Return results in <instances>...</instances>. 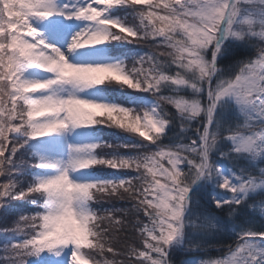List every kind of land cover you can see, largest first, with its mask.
I'll return each instance as SVG.
<instances>
[{
    "label": "snow or ice",
    "instance_id": "snow-or-ice-1",
    "mask_svg": "<svg viewBox=\"0 0 264 264\" xmlns=\"http://www.w3.org/2000/svg\"><path fill=\"white\" fill-rule=\"evenodd\" d=\"M53 17L49 28L61 39V21L82 22L66 47L39 28ZM112 41L150 50L95 63L67 58ZM101 85L146 92L152 102L131 107L83 95ZM94 125L140 143L72 139ZM172 128L177 138L165 143ZM47 138L63 142L25 151ZM117 148L137 151H105ZM260 165L264 0H0V264H174L171 253L188 230H223L221 215L264 218ZM100 167L131 174L77 178ZM200 180L226 193L211 197L215 210L190 195ZM117 198L132 208L100 207ZM126 224L134 229L130 245L117 239ZM221 247V256L195 264H264V231L250 225Z\"/></svg>",
    "mask_w": 264,
    "mask_h": 264
},
{
    "label": "trees",
    "instance_id": "trees-1",
    "mask_svg": "<svg viewBox=\"0 0 264 264\" xmlns=\"http://www.w3.org/2000/svg\"><path fill=\"white\" fill-rule=\"evenodd\" d=\"M227 42L228 41L226 40L225 43ZM122 44H126V43L115 41L114 46L110 44L111 50L114 51L116 54H118V56L120 57H124V56L131 57L132 55L140 54L142 52H146L150 50L149 45L126 44L127 48H125V47H121ZM247 51L251 52L254 50L247 49ZM220 67L226 68L227 63L221 60ZM100 88L106 90L104 85H101ZM141 94L142 93H140V95ZM114 99L116 100V102H121V103L125 102V98L121 97L118 94L117 95L114 94ZM144 100L145 99L142 96L140 98V102ZM217 114L219 115V110ZM195 126H196V122L193 121L192 127L187 130L188 135L195 134L194 133ZM177 131H178L177 128H172L171 130H169L168 137L164 138V142L165 143L173 142L177 138L175 136V133ZM92 132L95 137L97 136V140L103 139L104 141L113 145L140 143V140L137 137H135L133 134L124 132L116 128H109L105 125L92 126ZM224 147H226V145L221 144V148ZM25 151L26 152L30 151V148L26 149ZM105 151L107 152L117 151L119 154L127 156L134 154V152L137 150L132 148H117V149H107ZM260 167H264V165H260ZM91 170L93 172L99 171L100 177L103 179H116L131 174L127 170H117V169L104 168V167L92 168ZM191 195L195 200H199L200 204L215 210V205L211 204V197L215 195L217 198H222L223 196L226 195V193H224L222 190L217 188L213 182L203 180L200 186L193 193H191ZM14 203L26 209L31 207V205H28L26 201H17ZM191 203L192 201H190V206ZM100 207L131 209L132 204L131 201L120 200L119 198H117L112 201H105L103 204L100 205ZM15 219H16L15 217H10L7 226L11 227ZM130 219L132 221H135L136 217L130 216ZM218 222L222 223L223 230L206 228L199 230L195 233H193L191 230H188V232L182 237L181 246L175 248L174 251L171 253V258L173 259L174 264H195L196 260H205V259L216 258L218 256H221L223 248L222 247L219 248V246L229 244L235 238L236 231L241 226L250 225L257 231H264V218H261L258 215V213H249L247 216L238 214L234 220L228 219L226 215H221L220 220ZM104 223L106 224L107 222ZM126 227H127V231L120 232L117 235V239L119 240V237L126 236L128 238V244L130 245L132 242L134 229L131 227V225H127V224ZM136 236L138 237V233H136ZM0 238L5 239L6 234L0 233ZM193 244L197 245L195 249H191L187 247ZM124 246H125V241L120 240L119 247H124ZM97 258L99 259L100 257ZM106 258L111 259V256L108 255ZM117 259H125V257L120 256L117 257Z\"/></svg>",
    "mask_w": 264,
    "mask_h": 264
},
{
    "label": "rangeland",
    "instance_id": "rangeland-1",
    "mask_svg": "<svg viewBox=\"0 0 264 264\" xmlns=\"http://www.w3.org/2000/svg\"><path fill=\"white\" fill-rule=\"evenodd\" d=\"M115 14L117 15H123L124 13L121 11H117ZM57 18H49L48 20L41 22L39 24L40 30L45 34V36L48 38V40L52 43H55L58 47H66V42L68 39H70L71 33L78 30L81 26L80 21H61L64 25V32L65 35L63 39L58 38L57 35H55L49 28V25L53 22H56ZM115 41H112L105 45H98L94 48H83V49H77L72 53H66L67 58L70 62L73 63H95V62H102L106 60H110L112 58L119 57L118 54H116L114 51L111 50L110 44L114 46ZM119 46V45H118ZM121 47L127 48L126 44H122ZM146 50V48H145ZM144 50V51H145ZM28 75L30 77L34 78H46L50 76V73L41 72L39 70H30ZM105 89L100 88V86H96L94 89H90L83 93V95L95 99L97 101H104V102H114L123 104L124 106H131V107H141L146 106L152 102L151 96L146 92H138L133 91L126 88H121L118 85H104ZM140 93H142L140 95ZM115 95H120L121 97L125 98V102H116L114 99ZM143 96L145 99L144 101L140 102V98ZM72 139L76 141H91V140H97V137L94 136L92 132V126L78 130V133L72 137ZM63 141L57 138H47L43 142L37 141L30 144L28 148H30V151L35 150H41V151H47L49 150V146L56 143H62ZM32 146V147H31ZM78 179H95V178H101L99 171H92L87 170L85 173L78 174ZM2 179V178H0ZM4 238H0V244H2ZM2 254V253H0Z\"/></svg>",
    "mask_w": 264,
    "mask_h": 264
},
{
    "label": "water",
    "instance_id": "water-1",
    "mask_svg": "<svg viewBox=\"0 0 264 264\" xmlns=\"http://www.w3.org/2000/svg\"><path fill=\"white\" fill-rule=\"evenodd\" d=\"M195 188V185L193 186V188L192 189H194Z\"/></svg>",
    "mask_w": 264,
    "mask_h": 264
}]
</instances>
